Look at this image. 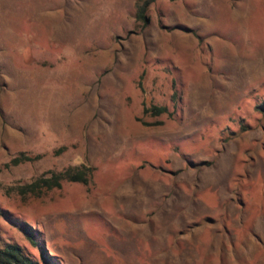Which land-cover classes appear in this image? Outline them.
<instances>
[{
    "label": "rangeland",
    "instance_id": "obj_1",
    "mask_svg": "<svg viewBox=\"0 0 264 264\" xmlns=\"http://www.w3.org/2000/svg\"><path fill=\"white\" fill-rule=\"evenodd\" d=\"M143 1L0 0V247L264 264V0Z\"/></svg>",
    "mask_w": 264,
    "mask_h": 264
},
{
    "label": "trees",
    "instance_id": "obj_2",
    "mask_svg": "<svg viewBox=\"0 0 264 264\" xmlns=\"http://www.w3.org/2000/svg\"><path fill=\"white\" fill-rule=\"evenodd\" d=\"M151 4L150 0H145L138 7L135 17L138 21L142 23V25L147 24V17L145 12L149 5ZM264 107V105H263ZM150 111L152 115H160L165 111L162 107H151ZM90 175V170L84 168H75V169H67L64 172L53 174L49 179L38 178L33 183L29 184L28 187L30 191H33L37 188H51L57 187L61 180H66L69 182H77V183H86L87 178ZM27 237L31 240V235L26 233ZM0 264H54L49 261L48 258H41L39 262L31 259L21 247L16 244H5L0 247Z\"/></svg>",
    "mask_w": 264,
    "mask_h": 264
},
{
    "label": "bare ground",
    "instance_id": "obj_3",
    "mask_svg": "<svg viewBox=\"0 0 264 264\" xmlns=\"http://www.w3.org/2000/svg\"><path fill=\"white\" fill-rule=\"evenodd\" d=\"M215 174V173H214ZM216 175V174H215ZM211 176V175H210ZM213 178H215L214 176H213Z\"/></svg>",
    "mask_w": 264,
    "mask_h": 264
}]
</instances>
